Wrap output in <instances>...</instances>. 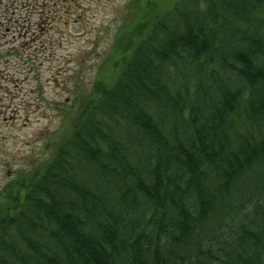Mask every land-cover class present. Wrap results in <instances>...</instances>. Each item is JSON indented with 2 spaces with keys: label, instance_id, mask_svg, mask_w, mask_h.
Wrapping results in <instances>:
<instances>
[{
  "label": "trees",
  "instance_id": "trees-1",
  "mask_svg": "<svg viewBox=\"0 0 264 264\" xmlns=\"http://www.w3.org/2000/svg\"><path fill=\"white\" fill-rule=\"evenodd\" d=\"M128 3L115 71L0 193V264H264V0Z\"/></svg>",
  "mask_w": 264,
  "mask_h": 264
},
{
  "label": "rangeland",
  "instance_id": "rangeland-1",
  "mask_svg": "<svg viewBox=\"0 0 264 264\" xmlns=\"http://www.w3.org/2000/svg\"><path fill=\"white\" fill-rule=\"evenodd\" d=\"M129 1L0 0V193L48 157L77 88L115 71L106 60Z\"/></svg>",
  "mask_w": 264,
  "mask_h": 264
}]
</instances>
